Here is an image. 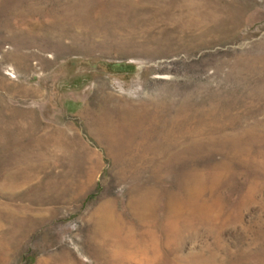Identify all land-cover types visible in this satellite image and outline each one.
Listing matches in <instances>:
<instances>
[{
    "label": "rangeland",
    "instance_id": "1",
    "mask_svg": "<svg viewBox=\"0 0 264 264\" xmlns=\"http://www.w3.org/2000/svg\"><path fill=\"white\" fill-rule=\"evenodd\" d=\"M0 264H264V0H0Z\"/></svg>",
    "mask_w": 264,
    "mask_h": 264
}]
</instances>
